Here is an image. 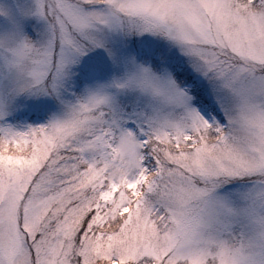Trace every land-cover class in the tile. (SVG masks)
<instances>
[{"label":"snow or ice","instance_id":"6c2138e0","mask_svg":"<svg viewBox=\"0 0 264 264\" xmlns=\"http://www.w3.org/2000/svg\"><path fill=\"white\" fill-rule=\"evenodd\" d=\"M0 264H264V0H0Z\"/></svg>","mask_w":264,"mask_h":264}]
</instances>
